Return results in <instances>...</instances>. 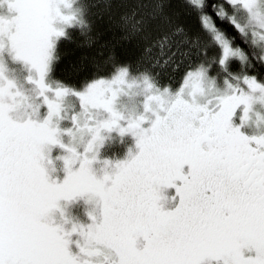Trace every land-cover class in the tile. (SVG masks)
<instances>
[{"label":"snow or ice","instance_id":"obj_1","mask_svg":"<svg viewBox=\"0 0 264 264\" xmlns=\"http://www.w3.org/2000/svg\"><path fill=\"white\" fill-rule=\"evenodd\" d=\"M0 264H264V0H0Z\"/></svg>","mask_w":264,"mask_h":264},{"label":"trees","instance_id":"obj_2","mask_svg":"<svg viewBox=\"0 0 264 264\" xmlns=\"http://www.w3.org/2000/svg\"><path fill=\"white\" fill-rule=\"evenodd\" d=\"M66 49H67V56H66V59H65V63L66 64H69L75 57V55L77 54L75 51H74V44L72 42H69L65 45Z\"/></svg>","mask_w":264,"mask_h":264}]
</instances>
